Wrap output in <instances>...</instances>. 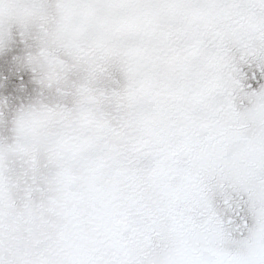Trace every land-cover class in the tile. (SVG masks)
I'll use <instances>...</instances> for the list:
<instances>
[{
  "label": "snow or ice",
  "instance_id": "snow-or-ice-1",
  "mask_svg": "<svg viewBox=\"0 0 264 264\" xmlns=\"http://www.w3.org/2000/svg\"><path fill=\"white\" fill-rule=\"evenodd\" d=\"M0 264H264V0H0Z\"/></svg>",
  "mask_w": 264,
  "mask_h": 264
}]
</instances>
